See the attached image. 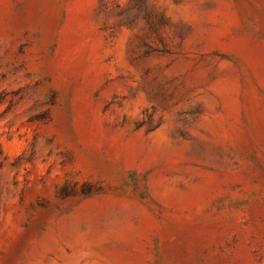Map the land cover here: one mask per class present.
Here are the masks:
<instances>
[{"label":"rangeland","instance_id":"rangeland-1","mask_svg":"<svg viewBox=\"0 0 264 264\" xmlns=\"http://www.w3.org/2000/svg\"><path fill=\"white\" fill-rule=\"evenodd\" d=\"M71 257L264 264V0H0V264Z\"/></svg>","mask_w":264,"mask_h":264},{"label":"bare ground","instance_id":"bare-ground-1","mask_svg":"<svg viewBox=\"0 0 264 264\" xmlns=\"http://www.w3.org/2000/svg\"><path fill=\"white\" fill-rule=\"evenodd\" d=\"M53 238V237H52ZM51 240V238L49 239V241ZM52 242L54 241H50V243L52 244ZM53 245V244H52ZM73 260V257H71L70 259H68L67 261H64L63 264H71V261Z\"/></svg>","mask_w":264,"mask_h":264}]
</instances>
